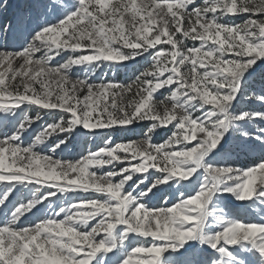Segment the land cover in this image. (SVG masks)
<instances>
[{"label": "snow or ice", "instance_id": "snow-or-ice-1", "mask_svg": "<svg viewBox=\"0 0 264 264\" xmlns=\"http://www.w3.org/2000/svg\"><path fill=\"white\" fill-rule=\"evenodd\" d=\"M195 3L34 0L40 15L35 22L31 17L20 21L24 28H31L23 41L25 49L0 51V112L14 115L27 105L68 113L71 119L46 128L28 148L22 146L20 137L36 121L27 118L15 134L0 139V212L17 186L32 184L54 190L43 199L36 197L15 207L10 219L0 226V264H208L183 257L193 244L211 251L210 264H264V222L221 219L213 234L209 219L213 211L209 205L218 192L240 202L264 204V163L248 170L205 163L209 154L224 147L222 140L232 125L264 120V113H231L244 83L264 62V21L252 19L236 26L221 23L229 16L264 15V0H204L203 8ZM8 33L0 30V47H7ZM186 41L199 42L200 47L186 53L182 50ZM162 45L170 46L171 51H160ZM154 50L152 68L135 86L90 85L86 79L72 82L68 78L74 66L116 67ZM41 51L46 59L34 60ZM86 51L91 54H84ZM64 52L79 58L61 68L49 67ZM17 61L26 62L19 71ZM32 65L37 69L34 74ZM44 76L49 77L47 83H41ZM20 77H30L43 91L37 93L33 86L23 85L21 92L15 86ZM52 77H58L55 92L50 90ZM173 87L175 91L163 105L155 102L160 89ZM85 90L87 95L80 99ZM129 96H134L130 102ZM256 99L264 103V96ZM196 113L203 115L197 117ZM145 121L152 122L150 133L169 126L176 132L160 146L154 145L150 136L115 147L109 140L103 149L78 163H63L35 151L49 137L77 127L92 133L127 129ZM252 139L264 143L259 135ZM62 143L51 151L55 153ZM117 165L127 166L116 171ZM102 168L111 171L100 176L91 171ZM150 172L159 173V177L148 187L145 179ZM141 176L145 179H139ZM130 182L136 186L128 191ZM224 184L230 186L222 187ZM162 185H177L179 202L150 210L142 201ZM57 193H96L106 199L73 203L35 227L17 229L23 217ZM60 216L66 219L58 220ZM93 221H98L96 226L87 231ZM133 236L150 238L153 244L129 251ZM249 256L257 259L250 261Z\"/></svg>", "mask_w": 264, "mask_h": 264}, {"label": "rangeland", "instance_id": "rangeland-1", "mask_svg": "<svg viewBox=\"0 0 264 264\" xmlns=\"http://www.w3.org/2000/svg\"><path fill=\"white\" fill-rule=\"evenodd\" d=\"M157 2L167 3L177 2V0H157ZM195 7L203 8L204 0H196ZM189 10L193 11L194 8L190 6ZM40 13L41 10L38 5L34 4V0H0V30H9L7 47H0V51H23L26 47L23 41L29 36L31 28H24L23 24L20 22L21 18L26 19L31 17L33 22H35ZM209 19H211V16H209ZM252 19L264 21V15L229 16L222 18L221 23L229 26L244 25ZM198 47H200L199 42L186 41L182 50L187 53L189 49ZM158 49L164 52L171 51L168 45L158 46ZM84 54H91V52L86 51ZM153 55H155V50L151 55L140 57L135 61H129L116 67H109L107 64H101L95 69L74 66L68 72V78L72 82L86 79L90 85L116 83L125 87L129 85L135 86L142 74L152 68ZM76 58H79L77 54L64 52L60 56H57L49 64V67L61 68L64 64ZM44 59H46V57L43 51L38 52L34 57V60ZM25 63L26 62L17 61L15 65L16 70H21ZM31 67L34 74L37 70L36 66L32 65ZM24 70H27V68H24ZM185 71H188V69L186 68ZM57 79L58 77L51 78L52 84H50V90L53 92L56 91L57 85L55 81ZM48 80L49 77L44 76L41 78V83H47ZM23 85L33 86L37 93L43 91L41 85L32 82L30 77L17 78L15 86L19 87L21 92H23ZM173 91H175V87L172 89H160L155 94V102L159 105H163L172 95ZM85 95H87L86 90L80 93L79 98L83 99ZM261 96H264V62H261L255 68L244 83L243 90L233 102L234 107L231 109L232 115L238 116L243 111L253 114L264 113V103H260L259 100L256 99ZM133 98L134 96H129L126 99L130 102ZM168 106L169 108L171 107L170 104ZM205 110L207 111L208 109ZM161 111H163V108H161ZM200 115H203V113H196L197 117ZM25 118L36 121L28 131L20 137L22 146L28 148L32 146L35 138L46 128L54 124H59L61 121L67 123V121L71 119V116L68 113H61L58 111L48 112L35 106L27 105L22 109H17L14 115L0 112V139L9 138L10 134H15V130L24 122ZM152 127L153 125L150 121L134 124L127 129L97 130L92 133L77 127L70 133L49 137L45 143L37 146L35 151L41 156H48L50 159L63 163H78L80 160L103 149L109 140L112 142L111 146L115 147L121 144L144 141L150 136L152 143L156 146H160L167 143L176 132V128L169 126L168 128H157L155 132L150 133L149 130ZM258 135L264 139V120H253L251 122L239 121L235 123L225 134L227 142L224 147L218 150L215 155L209 154L205 163L215 167L242 170H248L259 166L261 163H264V143L252 139V137ZM61 140L63 143L60 144V147L53 153L51 149L54 148L56 144L60 143ZM190 147L192 146H189V148ZM124 166L117 165L115 170L120 171ZM91 171L95 175L100 176L109 174L111 169H92ZM202 176H204V173L200 172L199 177L201 181L203 180ZM158 177L159 173L150 172L147 174L146 179L144 176L139 177V179H145V184L151 187V184L154 183ZM139 179L136 180V183H139ZM116 182H119V178H117ZM135 186V184H131L130 182V187H128L129 191L135 188ZM228 186L230 185H222V187ZM141 187L143 188L144 186L141 185ZM177 187V185H162L159 189H153L142 202L145 203L150 210L172 207L175 203L179 202ZM198 187L199 184L197 182L193 187V194L198 190ZM2 190L3 186H0V191ZM53 191V189L47 188L38 189L37 185L32 184L17 186L13 189L7 207L3 209V212H0V226L6 223V219H10L11 211H14L15 207L26 205L36 197L43 199L44 196L49 195ZM105 199L106 197L96 193H57L52 199L45 200L43 205H37L26 217L21 219V222H19L16 227L18 230H23L25 227H35L37 224L45 222L46 218L50 216L54 206L63 205L62 208H68L71 207L73 203L89 202L91 200L103 201ZM213 200V204L210 207V209H213L210 219L212 225L210 231L213 234L218 230L215 228V225L221 219H237L251 223L264 222V204H261L259 201L240 202L232 195L225 192H218L213 197ZM165 201H168V203L165 204ZM60 209L61 207L57 209V212H59ZM4 213H7V217H5ZM63 219H66V217H58V220ZM86 230L89 231L88 228ZM101 238L103 237L98 239ZM135 246L150 247L151 242L148 239H141L138 243L131 240L129 251L134 250ZM183 257L189 259L194 258L198 261L206 260L208 264H210L213 254L210 250L198 245L195 250L184 252ZM247 258L253 262L257 259L256 256H249Z\"/></svg>", "mask_w": 264, "mask_h": 264}, {"label": "bare ground", "instance_id": "bare-ground-1", "mask_svg": "<svg viewBox=\"0 0 264 264\" xmlns=\"http://www.w3.org/2000/svg\"><path fill=\"white\" fill-rule=\"evenodd\" d=\"M227 142V137L225 136L224 137V139H223V141H222V143H223V145H225V143ZM220 149H222V148H219V150ZM217 152V151H216ZM207 158V157H206ZM206 158H205V160H206ZM202 172V171H201ZM203 177V176H202ZM146 190V189H145ZM128 191H129V189H128ZM213 201L214 200H212V202H211V204L209 205V208L211 207V205L213 204ZM216 202V201H215ZM67 203V202H66ZM61 204V203H60ZM59 207H63V205H61V206H54L53 208H52V210H51V213H50V216L49 217H51L54 213H56L58 210V208ZM164 208V207H163ZM161 209V208H160ZM159 210V209H158ZM221 211V210H220ZM211 217H212V215L209 217V219H211ZM220 217V216H219ZM98 221H93V222H91L90 223V225L88 226V230L90 231L91 230V228L92 227H94V226H96V223H97ZM119 231H122V228L119 230ZM131 240L132 241H135V243H138L141 239H138V238H136V237H133V238H131ZM150 242H151V246H152V244H153V241H151V239L149 238L148 239ZM198 246V244H193L191 247H188V250L187 251H192V250H195L196 249V247ZM135 247H137V246H135Z\"/></svg>", "mask_w": 264, "mask_h": 264}]
</instances>
